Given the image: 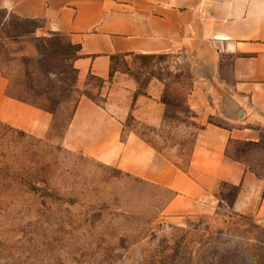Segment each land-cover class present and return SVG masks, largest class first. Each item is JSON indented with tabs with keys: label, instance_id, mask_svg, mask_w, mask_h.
<instances>
[{
	"label": "rangeland",
	"instance_id": "374dc122",
	"mask_svg": "<svg viewBox=\"0 0 264 264\" xmlns=\"http://www.w3.org/2000/svg\"><path fill=\"white\" fill-rule=\"evenodd\" d=\"M42 26L0 8L9 86L53 110L44 137L0 121V264H264V190L254 183L222 182L209 211L171 216L173 191L64 143L82 99L111 102L130 111L122 140L134 133L187 170L204 125L225 123L193 109L190 96L215 68L229 78L230 58L217 62L213 48L116 55L107 76L80 80L79 44ZM149 97L164 107L155 123L131 112ZM228 154L264 182V139L233 141Z\"/></svg>",
	"mask_w": 264,
	"mask_h": 264
},
{
	"label": "crops",
	"instance_id": "0c3cea01",
	"mask_svg": "<svg viewBox=\"0 0 264 264\" xmlns=\"http://www.w3.org/2000/svg\"><path fill=\"white\" fill-rule=\"evenodd\" d=\"M0 8L40 20L45 32L79 44L75 67L80 80L107 76L114 55L213 48L217 62L221 55L229 57V78L219 76L214 66L215 73L201 77L190 96L193 109L203 108L225 123L204 125L187 170L134 133L122 140L130 111L111 102L101 106L82 99L64 143L173 191L166 206L171 216L209 211L222 182L242 188L254 183L256 192L264 190L262 176L228 154L233 141L264 139V0H0ZM8 87L0 70V121L46 136L53 114L11 97ZM131 112L155 123L164 107L150 97L139 98ZM244 194L237 200L239 210Z\"/></svg>",
	"mask_w": 264,
	"mask_h": 264
},
{
	"label": "trees",
	"instance_id": "16d2710c",
	"mask_svg": "<svg viewBox=\"0 0 264 264\" xmlns=\"http://www.w3.org/2000/svg\"><path fill=\"white\" fill-rule=\"evenodd\" d=\"M127 55V54H126ZM116 55H114V56H112V59L115 57ZM0 70H1V72H2V68H1V64H0ZM2 74H3V72H2ZM4 76H6L5 74H3ZM7 77V76H6ZM8 78V77H7ZM8 95H10L11 97H14V98H16V99H19V100H21V101H24V102H27V103H29V104H32V105H34V106H36V107H39V108H41V109H44V110H47V111H49V112H53V110H51L50 108H49V106L48 105H45L44 103H41V102H39V101H37V100H34V99H31L30 97H27V96H25V95H21V94H19V93H17V92H15V91H12V88L9 86L8 87ZM256 144V143H255Z\"/></svg>",
	"mask_w": 264,
	"mask_h": 264
}]
</instances>
